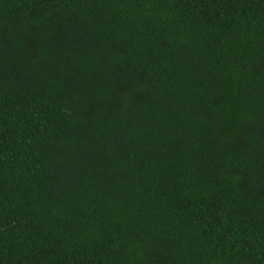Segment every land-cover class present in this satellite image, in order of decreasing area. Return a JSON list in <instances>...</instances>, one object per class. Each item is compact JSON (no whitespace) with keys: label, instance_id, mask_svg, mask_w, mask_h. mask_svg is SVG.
Segmentation results:
<instances>
[{"label":"trees","instance_id":"trees-1","mask_svg":"<svg viewBox=\"0 0 264 264\" xmlns=\"http://www.w3.org/2000/svg\"><path fill=\"white\" fill-rule=\"evenodd\" d=\"M0 264H264V0H0Z\"/></svg>","mask_w":264,"mask_h":264}]
</instances>
